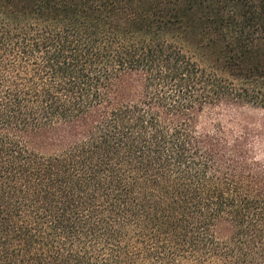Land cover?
<instances>
[{
	"label": "trees",
	"instance_id": "trees-1",
	"mask_svg": "<svg viewBox=\"0 0 264 264\" xmlns=\"http://www.w3.org/2000/svg\"><path fill=\"white\" fill-rule=\"evenodd\" d=\"M0 264H264V0H0Z\"/></svg>",
	"mask_w": 264,
	"mask_h": 264
},
{
	"label": "rangeland",
	"instance_id": "rangeland-1",
	"mask_svg": "<svg viewBox=\"0 0 264 264\" xmlns=\"http://www.w3.org/2000/svg\"><path fill=\"white\" fill-rule=\"evenodd\" d=\"M257 115H252V113H250V112H246V113H242V115L241 116H238V119L240 120V121H243V120H245V119H249V118H252V119H254L255 117H256ZM249 117V118H248ZM250 120V119H249Z\"/></svg>",
	"mask_w": 264,
	"mask_h": 264
}]
</instances>
